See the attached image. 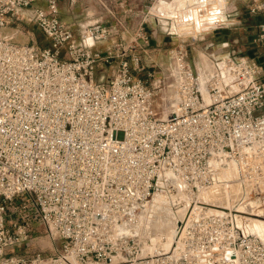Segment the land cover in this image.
<instances>
[{"label": "built area", "instance_id": "obj_1", "mask_svg": "<svg viewBox=\"0 0 264 264\" xmlns=\"http://www.w3.org/2000/svg\"><path fill=\"white\" fill-rule=\"evenodd\" d=\"M60 1L0 0V264H264V241L245 229L264 215L262 64L216 58L207 80L212 103L204 104L185 42L157 78L143 61L145 27L122 35L134 0H86L115 24L97 20L79 35L61 18ZM250 12L264 14V0H252ZM24 18L48 46L4 34ZM256 41L264 45V21ZM103 66L114 67L109 83L97 75ZM163 88L180 97L167 118L156 103ZM231 163L240 200L231 207L193 199L169 250L144 254L138 236L119 230L137 222L164 172L197 195ZM250 201L252 211L239 209ZM36 222L59 238L58 251H15L31 241Z\"/></svg>", "mask_w": 264, "mask_h": 264}, {"label": "rangeland", "instance_id": "obj_2", "mask_svg": "<svg viewBox=\"0 0 264 264\" xmlns=\"http://www.w3.org/2000/svg\"><path fill=\"white\" fill-rule=\"evenodd\" d=\"M228 1V2H227ZM156 0H154V2L152 3V8L151 11L156 14L159 15L160 20L162 22V24L167 27L168 25H172L173 26V30H176L179 32V34L181 35V37L179 38V40L174 41V43H172L171 45L165 46L164 48H161L160 50H150V46H148L146 49L149 52V54L156 59H159L162 62H166L165 66H167V70L166 73H168V70H171L172 64H173V57H172V51H174L175 49L178 48L179 44L182 43L180 40H184L185 44H186V50L188 52L187 54V62L190 63V65L197 71L199 72L200 77L202 76H206L207 74H209L211 76L212 72L209 71L210 70H214L211 68H207L204 67L203 62L206 59H209L208 61L211 62V64L209 65L214 67V61H215V57L217 55H224L225 52L227 53L228 50H231L229 48H225V49H219L215 46H208L207 44V40L208 37L206 35V33L204 31H207L221 23H230V20L228 22V20H226V15H225V9H226V3L228 6H231L232 4V0H220V8L219 10H221L222 12L220 13L222 16L221 19H219L218 21H213L211 18L207 19L204 22H201V24H192V25H183V20L181 19V17H179L177 15V11L176 9V5L177 4H172V6L170 5L168 8H162V9H158ZM178 8L180 9V1L178 2ZM160 10H163L160 11ZM27 12V11H25ZM121 13V12H120ZM248 21L249 23H251L252 21H254V18L249 15L248 16ZM111 18V17H110ZM211 19V21H209ZM131 21V20H130ZM213 21V22H212ZM226 23V24H227ZM256 23V22H255ZM255 25V24H253ZM200 28H199V27ZM4 34H14L16 36V39L19 41H29V40H34L36 41L37 45L43 47V46H48L49 45V39L47 38V36L45 35V33L38 27L37 24L33 23L32 21H29L27 18H24L22 21H16V22H12L10 23L5 29H4ZM20 36H22V40L20 38ZM178 38V37H177ZM103 44L101 43L100 46H102ZM145 52L142 53V55ZM205 55V56H202ZM234 55V54H233ZM237 57H240L239 54L236 53ZM167 59V60H166ZM240 59V58H239ZM203 67V68H202ZM151 69H155L154 67H150ZM113 71H114V67L111 66H103L101 68H99L97 70V75L100 77L101 75H104V82L109 83V80L111 79L112 75H113ZM163 70H158L156 72V76L157 78L162 77ZM162 72V73H161ZM135 76L137 77H146V71L143 72H134ZM177 97V96H176ZM168 98V102L165 104V99ZM173 97H171V88L168 89H158L157 90V95H156V103L158 104V106L160 107V113L159 116H162L164 118L168 117L172 112H173V108L176 107V109L179 106V100L178 103L176 104L173 99ZM178 98V97H177ZM169 178V177H167ZM165 176H162V178H160L159 181H162V183H166L165 182ZM168 185V183L166 184V186ZM173 185H176L173 183ZM177 186V185H176ZM161 192V189L157 190V193L155 194V197L159 196V193ZM176 193L177 190L176 189H164L163 193L166 194H170V193ZM162 193V192H161ZM188 193V192H187ZM193 195L194 197L197 196L198 200H205V201H211V202H215V203H219V204H223L220 203L222 200L221 199H217V198H212L211 200H206L205 197H203L204 195L202 194V190L195 195V193H188ZM154 199L151 201V203L144 207L142 209V211L139 214V217L142 216V213L147 212L148 214L151 212V204L154 201ZM185 199V198H184ZM183 198H181L180 196L176 197V201L173 205V212L176 213V220H183L184 217H186L187 214L190 213L191 209L193 208V202L192 200L195 199L193 198L192 200L190 199V201L187 203V200H184ZM238 199V198H237ZM215 200V201H213ZM257 204V203H255ZM197 206L199 204H196ZM245 207L244 208H240L239 209H244V210H253L248 208V203L247 204H243ZM150 207V208H149ZM255 207V206H254ZM264 208V205L260 208L262 210H259V212L261 213ZM178 214V216H177ZM253 218V217H252ZM254 218H259L264 220V215L261 217L258 216H254ZM239 220H243V219H239ZM248 220V219H247ZM245 225V224H244ZM126 226V225H124ZM244 229V227H243ZM245 229L247 231L248 227L247 225L245 226ZM244 229V230H245ZM250 232V231H249ZM128 235H136L138 236L141 241H142V245H147L146 242L149 241V243H152V241L150 239H148L149 237L145 236L144 238H141V236H139V234H136L135 232H131ZM60 244L61 241L59 240V238H54L53 236H51L49 234V231L45 228V226L39 222H36L33 225V234H32V239L31 241H29L28 243H22L19 246H17L15 248L16 252L19 253H24V252H30V251H34V250H41L44 253H53L55 251H58V249L60 248ZM149 246V245H147ZM157 250V248H156Z\"/></svg>", "mask_w": 264, "mask_h": 264}, {"label": "crops", "instance_id": "obj_3", "mask_svg": "<svg viewBox=\"0 0 264 264\" xmlns=\"http://www.w3.org/2000/svg\"><path fill=\"white\" fill-rule=\"evenodd\" d=\"M157 1L158 3L156 7H158V9L166 8L164 6L159 7L160 0H156V2ZM163 1H166L169 4H177V9H179L178 2L180 1L182 6V0ZM251 1L252 0H232L231 6H228L226 3L225 15L226 20H228V22L230 20V23H221L207 31H204L208 37V40L206 41L208 46H215L219 49H231L228 50L227 53L225 52L222 56L221 54L217 55L215 59L231 58L239 60V58H250L258 61L264 67V45L256 41L259 31V23L264 21V14H252L250 12ZM133 2L130 28L127 33H122L125 38H130L135 28L138 25H143L150 34V41L147 47L150 46L151 51L157 49L160 50L165 46L171 45L174 41L179 40L181 37L179 32L173 30L172 25L165 27L159 18L160 16L151 11L154 0H134ZM88 4L90 5L89 8L86 7V0H80L79 3L74 6L70 5L69 0L60 1L61 18L72 25L78 35L82 31L83 27L97 20H105L106 23L110 25L115 24L113 19H103L100 14H98L97 6H95L92 2ZM218 5V8H220V3H218ZM210 6L214 7L215 10L217 8V4H212ZM160 11L163 12V10ZM219 11L222 12L221 10ZM249 15L254 18V21L251 23L248 21ZM183 25L185 26V24ZM20 38L22 40L23 37L20 36ZM180 41L185 42L182 39ZM236 53L239 54L240 57H237ZM143 61L147 67H154L156 71L163 70L162 72L166 73V62L153 58L147 50L143 54Z\"/></svg>", "mask_w": 264, "mask_h": 264}, {"label": "bare ground", "instance_id": "obj_4", "mask_svg": "<svg viewBox=\"0 0 264 264\" xmlns=\"http://www.w3.org/2000/svg\"><path fill=\"white\" fill-rule=\"evenodd\" d=\"M219 2L220 0H182L183 7L180 4V9L176 8L175 10H180L177 11V15L181 17L184 22L183 24L198 25L201 24V22H204V19L205 21L209 18H215L214 20L212 19L213 21H218L219 19H221L222 16L219 17V15H221V12L218 8ZM212 4H217L216 10L214 9V7L210 6ZM170 5L171 4L163 0H160L159 2V7L164 6L168 8ZM211 19L209 21H211ZM208 60L209 59L205 58V61L203 62L204 67L207 68L208 66V68L214 69V67L212 66L209 67L211 62H209ZM209 71L213 72V70L210 69ZM208 78H210L209 74L200 77V88L202 91L204 104L212 103V97L209 94L207 87ZM171 97H173L172 99L176 104L179 100L180 104V97L178 96L176 90L173 88H171ZM173 109H176V107H174ZM237 170L238 168L235 163H231L229 167L223 168L219 175H217L214 187L201 189L202 194L204 195L203 197H205L206 200H211L212 198L221 199L222 201L220 203L227 204L232 207L233 203L239 201L241 198V188L240 182L237 180ZM164 175L166 177L174 179L172 180V182L177 185V192H172L165 195L163 191L165 188L168 190L169 185L166 186L167 183H162L161 181L160 189L162 193L160 192L159 196L155 199L154 195L151 199V201L154 199V201L150 205L151 208L149 207L151 209V212L149 214L147 212L142 213V216H138L137 222L133 225L126 224V226L121 225L120 227H118L121 232H125L127 234L135 232L136 234H139L141 238H144L145 236L149 237L148 239H150L152 243H149V241H147L146 244L149 246L143 245L144 254L155 252L156 248L157 250H169L175 244L177 227L181 221L176 220V213H174L172 209L176 201V197L180 196L183 199L185 198L184 200H187V203L190 201V199H198L193 195L188 194L193 192L185 188L184 184H182L179 178L173 177L170 172H164ZM151 201L148 203V205L151 203ZM254 206H256L254 201H250L248 203V208L252 209ZM239 207L244 208L245 206L242 203ZM247 227L251 233L257 234L264 241V220L259 218H250L247 221Z\"/></svg>", "mask_w": 264, "mask_h": 264}]
</instances>
